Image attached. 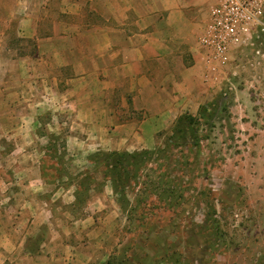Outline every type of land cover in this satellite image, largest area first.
Wrapping results in <instances>:
<instances>
[{"label": "rangeland", "instance_id": "374dc122", "mask_svg": "<svg viewBox=\"0 0 264 264\" xmlns=\"http://www.w3.org/2000/svg\"><path fill=\"white\" fill-rule=\"evenodd\" d=\"M37 1L0 0L5 46L18 49V57L35 49V41L16 35L27 13L40 20L42 35L56 17L58 23L84 29L109 14L98 0H90L75 19L62 13V2L48 8L45 0ZM199 2L197 28L206 23L210 8L209 0ZM245 49L230 50L227 67L216 76L206 73L200 57L208 92L196 113H186L197 116L202 106L213 119L195 127L199 146L190 139L167 160L140 168L136 179L117 191L105 172V156L155 151L172 127L152 136L104 134L99 146L95 136L76 133L68 105L40 102L37 119L21 122L35 133L16 138L25 144L27 158L37 161L41 190L34 195L49 222L24 240L22 257L35 260L51 237H64L70 248L96 256L93 264L109 259L120 264H264V58H257L252 47ZM254 62L259 64L251 66ZM19 108L29 114L28 104ZM138 120L119 118L116 125ZM11 142L13 137L0 136L2 153L9 154Z\"/></svg>", "mask_w": 264, "mask_h": 264}, {"label": "crops", "instance_id": "0c3cea01", "mask_svg": "<svg viewBox=\"0 0 264 264\" xmlns=\"http://www.w3.org/2000/svg\"><path fill=\"white\" fill-rule=\"evenodd\" d=\"M89 1L41 2L48 8L62 2V13L75 19ZM72 2L83 3L75 7ZM97 2L109 14L99 15L102 20L91 28L61 24L56 17L42 35L40 20L27 13L16 35L35 41L31 55L18 57V49L5 46L6 30H0V136L13 137L9 154L2 153L0 144V264H34L39 259L40 264H93L96 257L70 248L64 237H51L44 255L35 260L22 257L24 240L49 222L34 195L41 190L37 161L27 158L25 144L16 138L35 133L21 122L37 119L40 102L68 105L77 121L76 133L95 136L101 146L104 134L152 136L166 131L183 113H196L206 99L209 85L203 81L199 39L207 20L197 28L199 0ZM20 104L29 105L28 115ZM129 117L140 120L116 125L119 118Z\"/></svg>", "mask_w": 264, "mask_h": 264}, {"label": "built area", "instance_id": "2783aa9c", "mask_svg": "<svg viewBox=\"0 0 264 264\" xmlns=\"http://www.w3.org/2000/svg\"><path fill=\"white\" fill-rule=\"evenodd\" d=\"M199 45L206 73L213 76L227 67L233 48L252 47L264 58V0H213Z\"/></svg>", "mask_w": 264, "mask_h": 264}, {"label": "trees", "instance_id": "16d2710c", "mask_svg": "<svg viewBox=\"0 0 264 264\" xmlns=\"http://www.w3.org/2000/svg\"><path fill=\"white\" fill-rule=\"evenodd\" d=\"M208 108L199 107L197 116L183 114L178 117L170 130V134L165 138L163 147L156 148L155 151H141L135 153H110L105 156V172L110 178L113 189L117 191L127 180L136 179L139 169L159 160H167L171 151L186 146L190 139H193L192 145L199 146V139L195 127L203 123L209 125L213 116L207 114ZM105 264L115 263L111 259Z\"/></svg>", "mask_w": 264, "mask_h": 264}]
</instances>
